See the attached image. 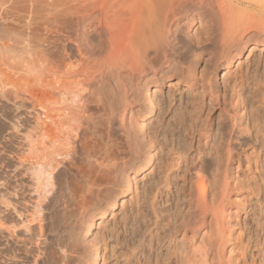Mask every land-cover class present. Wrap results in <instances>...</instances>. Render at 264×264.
<instances>
[{
	"label": "bare ground",
	"instance_id": "1",
	"mask_svg": "<svg viewBox=\"0 0 264 264\" xmlns=\"http://www.w3.org/2000/svg\"><path fill=\"white\" fill-rule=\"evenodd\" d=\"M4 17L26 29L19 32L13 25L7 29L0 25V57L8 61L2 63L28 83L24 88V83L20 87L0 79V96L10 94L16 106L26 102L27 116L32 118L30 131L23 138L29 149L28 178L42 199L55 191L56 178L63 175L66 202L62 212L67 218L77 217L73 226L61 230L62 241L55 248L58 258L51 260L45 242L48 223H44L42 214L44 198L29 203L33 205H29L33 208L30 215L38 223L36 231L30 227L18 231V225L7 224L1 216L0 264H103L106 258L101 247H106L105 242L90 236L92 228L100 229V223L113 214L115 207L123 205L124 197L136 191V175L153 167L156 160V142L144 127V118L156 107L151 90L155 94L162 84L172 81L190 87L199 80L202 95L211 98L215 70L229 71L249 45L264 46V0H0V19L4 21ZM182 20L187 28L198 22L199 34L197 28H191L196 32L189 38L188 29L181 27L187 29L185 34L178 26ZM31 25L42 28L38 30L46 32L45 38L50 41L54 37L51 41L58 44L41 41L44 45H30L27 37L38 34ZM7 40L10 43L6 44ZM205 49H210L215 60L210 67L204 65L199 74L197 66ZM251 87L255 89L256 85ZM257 94L253 90L252 97ZM246 96L230 90V102L239 109L245 107ZM127 122L138 131L137 136L130 132ZM247 141L250 139L234 120L221 134L218 150L224 153L216 156L214 167L213 160L204 154L196 157L192 169L200 181L199 198L196 205L188 203L186 212L169 222L163 236L166 254L164 258L155 254V264L227 262L222 259L228 238L224 213L229 211L224 209V201L227 204L225 199L233 197L227 191L234 184H229L227 171L224 174L220 168L221 164L229 166L244 160ZM214 172L221 173L218 180H223H219V209L205 206V182L209 183ZM3 197L7 206L10 200ZM145 216L142 213L138 218ZM146 230L153 233L145 226L130 251L139 252V246L150 248L144 241Z\"/></svg>",
	"mask_w": 264,
	"mask_h": 264
},
{
	"label": "rangeland",
	"instance_id": "2",
	"mask_svg": "<svg viewBox=\"0 0 264 264\" xmlns=\"http://www.w3.org/2000/svg\"><path fill=\"white\" fill-rule=\"evenodd\" d=\"M2 21H0L1 27L7 26V29L13 25L16 31H26L23 24L20 25L17 22L15 24L14 21L11 22L7 18L4 19V24H2ZM199 25L198 22H194L187 28L183 24V20L182 25L181 21L178 24L179 28L185 26L188 29L190 34L187 33L185 27L181 28L186 31L184 32L187 33L186 35L189 38L190 35H195L196 31L192 29L197 28L199 34L201 27ZM35 27L38 33L35 34L36 37H27L30 45H32V42H34V45H39L41 41L45 45L47 42L48 45L58 44L51 41L52 39L55 40L54 37L50 41L45 38L43 34H46V32L43 33L42 28L31 25V28ZM179 28L175 29L182 31ZM41 31L42 36L39 35ZM192 36L191 38H194ZM23 38L25 39V37ZM7 41L6 44L10 43L9 40ZM49 42L52 43L49 44ZM250 46L244 50L240 56V61L233 63L229 71L223 68L215 70L213 76H211L213 79L211 81L213 84L211 98L208 95H202L197 85L200 82L199 80L190 87H187L184 83L172 81L171 84L168 82L162 84L160 90L157 89L155 94L151 90L152 95L156 97V107L149 115L150 117L144 118V127L156 142V157L154 158L156 160H154L153 167L144 169L136 175V191L124 197L123 205L119 203L115 207L113 214L108 215L100 223V229L92 228L93 232L91 231L90 236H97L100 241L104 240L105 242V245L101 244V246H106L103 250L101 247V254L103 253L104 258H106L103 264H125L127 261L128 264H155V254L160 258L165 257L167 242L163 236L169 222H173L175 218L184 214L189 208L187 207L188 203L196 205L199 198L200 181L195 177L192 169L196 157L204 154L205 157H208L211 161L213 160L212 166L214 167L216 156L224 153L222 149L218 150L221 134L228 130L234 120L240 123L244 134L250 141L245 143L244 160L229 166L221 164L223 169L220 168V172L223 170L224 174L227 171L226 178L228 177L227 180L231 182L229 184H234V186L231 185L233 188L230 187L232 189L235 187V193L232 189L227 188L230 190L227 191V195L233 197L230 198L231 200L225 199L227 204L225 201V204L223 203L224 206H227L224 209L229 210L224 213V219L227 220V222L224 221L225 225L228 224L225 230L228 232L229 241L227 238L224 243L222 259L224 262L227 260L225 264H264V46ZM200 57L201 60L197 66L199 74L204 65L210 67L215 60L210 49L202 51ZM0 58V79L3 82L8 81L12 85L15 84L14 86L21 87L24 83L22 87H27L26 79H23L24 82L22 79L19 80L15 76L17 73H13V69L10 68L9 71V68L7 70V67H4L5 63L2 62L8 63L7 57ZM254 84L256 85L255 89L251 87ZM233 88L235 91L242 92L243 95L248 94V97H246L249 99L246 100L243 109L242 107L240 109L235 107L230 102V90ZM253 90L258 93L255 97H252ZM8 95L4 98L0 96V195L3 194L10 202L7 203L6 201L7 206L4 205V199L6 198L0 196V217L3 216L7 224L9 222L10 225H18L16 227L18 231H23L24 228L28 227H30V230L36 231L38 223L30 215L33 209L30 207L33 205L30 204L37 202L38 195H36L35 187H32L34 185L31 184L32 180L30 181L29 175H27L30 174V171L26 170V156L29 155L27 151L29 149L26 146L27 142L24 141V135L26 136L27 132L30 131L28 128L31 127L29 125L32 124V118L30 119L27 116L26 102L23 101L22 106L18 104L16 106V100L14 103L13 96ZM158 106L160 110H158ZM17 121H20L18 128L15 125ZM176 122L178 124L173 127ZM127 123V126L130 127L129 122ZM199 128L202 129V132L197 131ZM130 130V132L134 131L133 134L137 136L135 132L138 131L136 129L133 130L131 126ZM138 135L140 134L138 133ZM221 166L219 165V167ZM16 168L17 170H15ZM214 174H210L209 183L205 182V191H207L205 192L207 202H205V206L207 204L209 209H219V200L222 197L221 185L223 180L219 179L222 183H219L218 180L222 175L219 173L218 175L221 176L218 177ZM215 179L218 180V184L214 183L216 182ZM56 180L55 191L47 193L48 195L45 194V197L42 196L43 200L40 199L41 196L38 197L42 202L44 201L42 203L43 220L45 224L48 223L45 242L48 257L51 260L58 258L55 248L62 241V238H60L62 235L61 230L64 227H70L77 217L76 214L70 218L63 215L62 206L66 202L64 194L65 181L61 174L57 176ZM33 190L35 193L32 192ZM34 199L35 201H33ZM236 200H238V203ZM12 205L15 207V210H13L15 213L10 209ZM193 208L196 209L197 207ZM18 209H20L19 212H23L17 217V214H19ZM142 213L146 216L144 219H139L138 216ZM30 217L32 218L31 221ZM145 226L153 230L152 234L147 230L144 232V241L150 245V248L139 246V252H136L137 250L130 251V248L133 247L132 243L139 238V234H142ZM51 227L52 229L49 230ZM1 242H3L2 237H0ZM99 264H101V261Z\"/></svg>",
	"mask_w": 264,
	"mask_h": 264
}]
</instances>
